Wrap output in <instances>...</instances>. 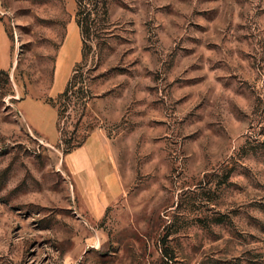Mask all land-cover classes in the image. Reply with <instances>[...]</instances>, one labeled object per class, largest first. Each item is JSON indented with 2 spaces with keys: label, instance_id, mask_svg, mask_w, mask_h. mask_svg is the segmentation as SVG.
Wrapping results in <instances>:
<instances>
[{
  "label": "rangeland",
  "instance_id": "374dc122",
  "mask_svg": "<svg viewBox=\"0 0 264 264\" xmlns=\"http://www.w3.org/2000/svg\"><path fill=\"white\" fill-rule=\"evenodd\" d=\"M0 20V264H264V0H0ZM23 97L57 109L52 139Z\"/></svg>",
  "mask_w": 264,
  "mask_h": 264
},
{
  "label": "crops",
  "instance_id": "0c3cea01",
  "mask_svg": "<svg viewBox=\"0 0 264 264\" xmlns=\"http://www.w3.org/2000/svg\"><path fill=\"white\" fill-rule=\"evenodd\" d=\"M79 30L76 24L71 23L64 44L61 46L55 70L53 86L50 96L55 97L62 93L68 83L74 64L81 55ZM13 64L12 41L6 31L5 25L0 20V71H6ZM18 108L23 113L29 127L52 139L56 133L58 111L53 106L32 97L19 99ZM95 135L89 137L85 145L77 152L87 151L93 143Z\"/></svg>",
  "mask_w": 264,
  "mask_h": 264
},
{
  "label": "trees",
  "instance_id": "16d2710c",
  "mask_svg": "<svg viewBox=\"0 0 264 264\" xmlns=\"http://www.w3.org/2000/svg\"><path fill=\"white\" fill-rule=\"evenodd\" d=\"M82 22H83V21H79V25H80V24L82 25Z\"/></svg>",
  "mask_w": 264,
  "mask_h": 264
}]
</instances>
